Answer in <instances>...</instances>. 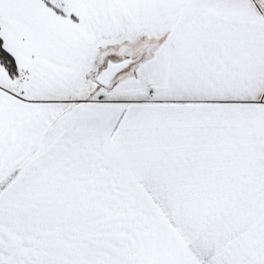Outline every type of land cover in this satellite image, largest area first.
I'll list each match as a JSON object with an SVG mask.
<instances>
[{"label":"snow or ice","instance_id":"snow-or-ice-1","mask_svg":"<svg viewBox=\"0 0 264 264\" xmlns=\"http://www.w3.org/2000/svg\"><path fill=\"white\" fill-rule=\"evenodd\" d=\"M0 264H264V0H0Z\"/></svg>","mask_w":264,"mask_h":264}]
</instances>
